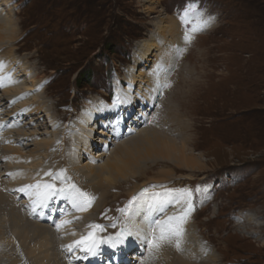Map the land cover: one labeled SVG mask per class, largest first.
<instances>
[{"label":"rangeland","instance_id":"obj_1","mask_svg":"<svg viewBox=\"0 0 264 264\" xmlns=\"http://www.w3.org/2000/svg\"><path fill=\"white\" fill-rule=\"evenodd\" d=\"M115 1L116 7L114 0H0V33L7 41L4 45L11 44L18 59H23L22 63L28 69L26 76L18 77V83L30 87L31 80L38 77L35 78L36 90L26 89L29 98L26 106L30 109L38 105L30 101L32 94H42L39 98L43 101L38 105L42 110L38 113L27 111L29 115H24L23 120L14 116L19 104L6 105L8 108L4 107L0 112V122L2 119H7V123L19 121V126L12 128L22 135L21 143L31 144L24 146L17 142L13 150L21 149L29 157L35 150L34 138L30 135L34 134L37 139L51 136L58 124L79 122L94 115L97 104L90 101L96 95L109 99L108 102L100 100L101 104L114 105L116 88L121 91L130 88L124 77L132 71L135 55L141 57V50L134 54L137 44L149 38L163 18L174 17L181 32L189 34L191 39L184 55L182 52L172 65L174 71L178 68L176 73L180 76L177 87L171 89L167 99L172 108L168 115L177 120L173 126L183 125L184 129L175 127L170 136L183 142L191 151L189 156L199 157L200 162L191 169L166 158L153 156L149 159L142 148L144 151H138L140 154L131 152L132 161L124 170L135 172H129L127 177H122L123 172L114 173L116 179L112 180L118 185L112 189L115 188L117 198L105 196L104 209L99 208L101 211L97 215L102 221L103 232L96 230L95 235L111 237L110 233L125 226L123 220H119L122 216L127 219L131 208L136 213L143 193L146 194L148 189L151 192L170 187L188 196L185 233H195L201 238L200 244L216 255H212L214 260L203 256L205 261L196 264H264V0H197L202 12L200 19L208 23L196 32H192L197 22L194 15H189L188 23H182L180 18L189 0ZM6 22H10L12 28L5 34L1 30ZM104 47L107 49L103 51ZM12 59L9 57L7 62ZM87 61L92 63L93 83L90 85L83 79L77 85V72ZM8 63L6 65L10 67ZM149 67L142 65L140 71L134 73L147 72L148 68L149 72L152 64ZM130 89L135 90V86ZM3 96L1 90L0 97ZM162 110L166 109L163 107ZM137 115L140 120L145 119L140 116V111ZM146 115L153 119L150 111H146ZM103 127L100 124L91 131L96 142L92 148L95 152L90 150L82 154L80 165L84 163L98 169L108 159L116 157L121 140L113 134L101 135L107 129ZM128 129L131 131L129 136L137 134L134 126ZM4 131L0 124V144H5V147L0 145L1 218L5 217L3 202L7 193H11L8 191L10 183L15 184V189L20 183L23 187L25 178L20 182L15 176L21 171L24 173L23 167L29 166L25 160L22 166L10 168L15 165L16 156L10 155L12 151L6 147L7 140L4 141L7 138L1 137ZM74 131L80 134L78 130ZM19 132L11 134L19 138ZM63 141L65 147L70 145L66 136ZM163 170L170 172L164 181L159 180ZM104 175L105 185L113 184L108 173ZM161 191L167 192L166 189ZM19 197L15 200L19 201ZM96 197L94 195L90 200ZM98 198L99 202L103 200ZM20 201L27 206V199ZM131 225H126V236L134 242L129 233ZM7 227L11 233L12 229ZM72 229L70 232L82 230ZM120 246L112 248L107 244V253L114 254L111 258L100 248L96 263H91L89 257L85 259L86 254L79 246L66 254L60 253L66 256L67 264H76L80 261L78 258L85 259L82 264H100V253L108 259H105L108 264L141 263L137 259L142 244L134 243L132 250ZM187 259L195 263L198 257Z\"/></svg>","mask_w":264,"mask_h":264},{"label":"bare ground","instance_id":"obj_2","mask_svg":"<svg viewBox=\"0 0 264 264\" xmlns=\"http://www.w3.org/2000/svg\"><path fill=\"white\" fill-rule=\"evenodd\" d=\"M176 20L177 19L174 17L166 16L157 24L155 31H153V34L150 35L149 38L142 40L139 45L137 44V49H135L134 54L135 52L139 53L137 50H141V57H136L135 55V63L132 67V71H129L124 77L127 86L130 88L135 86V90L129 88L121 91L116 88L114 105L101 104L100 100L107 102V97L101 96L98 93L99 95L94 96L96 98L90 101L93 105L97 104L93 112L95 113L94 115L91 114L89 118H84L83 120H79V122L75 120L65 125L58 124L55 133L53 132L54 134L51 136L48 135L43 138L38 137L39 139H37L34 137V134L30 135L34 138L32 145L33 149H35L31 156L27 157L24 155L21 149L14 148L13 150V146L15 147L17 142L21 143L20 139L22 135L17 129H13L16 125L19 126V121H17L18 123H13L9 120V123H7V119L1 120V127L5 129L3 134L1 133V137L7 138L4 139V141L7 140L6 144L8 145H6V147L9 152L10 150L12 151L10 155L13 154L16 156L15 165H11L10 168L22 166L25 160H27L29 164V166L23 167L24 173L21 171V174L18 173L15 177L20 179V182L24 180L21 178H25L24 181L26 183L23 184L24 186L53 184L57 189H64L65 192L63 195L52 197L45 205H40L35 195L36 189L27 188L25 192L18 194L20 192L18 189L22 187V184L20 183L15 189V184H12V182L10 183L8 191L11 190V193L8 192L6 199H4L6 201H2L5 203L3 212L5 217H0V264H65L67 262L66 256H62L61 253L66 254L69 251L64 246L71 245L74 241H78L82 237H87L90 232L93 233L95 237L104 238V234L95 235L96 230L103 232V227L101 225L102 221L100 222L97 215L104 209L105 196H117L114 189L118 184L113 183L116 181L112 180L116 179L114 173L123 172L122 177H127L131 172H135V170L132 169L131 171H127L128 169L124 170V167L132 161L130 158L131 152H140L142 148L145 150V155L149 159H153V156L154 158H166L177 165L185 164L191 169H194V166L199 164V157H190L189 154H191V151H189V148H187L183 142L179 143L170 136L175 132V127L176 129L183 128V125L173 126L177 120L171 115H168L172 108L168 106L169 102H167V99L170 97L171 89L176 86L177 78L180 76L176 73L178 68L176 70V67H174V71L172 65L176 62L178 56L181 57L180 54H182V52L184 55V49H186L189 41L185 39V35L181 32L182 28L177 25L178 23H176ZM3 25H5V27L1 32H5L6 34L7 31L12 28V24L6 22ZM14 31L12 30V33H14ZM3 35L4 34L0 33V62H3V67L0 68V76H4L6 79L4 81V86L0 87V91L3 90L4 92L3 98L0 97V112L4 107L8 108L6 105L14 106L15 104H19V108L14 110L18 115L16 113L13 115L21 117L20 119H22L24 115H29L27 113L29 110L37 113L42 110V107L38 106L43 103L39 98L40 95L42 97V94L31 95L32 98L30 101L33 100L32 104L36 103L38 105L30 107V109L26 106L29 102L26 89L29 88L30 90L31 88L32 91L36 90L37 85L35 84V78L38 77L31 80L32 83L30 87H22V83L21 85L18 83V77L26 76L28 69L25 68L24 63H22L24 60L18 59L17 53L14 52L12 45H4L7 41ZM12 39L13 38L10 40L12 41ZM3 49L6 51L3 52ZM9 57L13 59L8 63L7 60L9 61ZM182 62L183 59L179 63L182 65ZM7 63L11 66L8 67L6 65ZM151 64L152 68L148 72ZM142 65L149 67L147 72L143 70L136 75L134 72L140 71L139 68L142 67ZM36 76L38 75L36 74ZM139 96L142 99L139 98ZM139 100L141 102L137 105ZM90 103L88 106H91ZM140 105L145 107L140 108ZM163 107L166 109L165 111L162 110ZM139 111L140 116L145 118L144 120H140V118L137 117ZM146 111L151 112V118L153 117V119H148L149 117L146 115ZM112 123L115 125H111ZM100 124L107 127L106 131L103 130L101 132V135L113 134L116 139L119 138V140H121L116 149V157L108 159L105 163L100 165L98 169L97 167L85 166L84 163L80 165V162H83V160H81L82 154L93 150L92 148L96 142L94 143V137L90 133L95 129V126H99ZM132 126L137 128L135 130L137 134L129 136L131 131H128V128L130 127V129H132ZM139 126H143V128ZM74 130H78L80 134L76 133ZM16 132H19V138L13 136ZM65 136L69 139L68 142L70 143V145L66 147V143L63 141ZM75 143L78 145H73ZM21 144L24 146L31 145L24 142ZM0 145H4L3 147H5V144ZM74 147H76V149H73ZM92 152L95 151L93 150ZM139 152L137 154H140ZM91 156H96V153H91ZM18 157L19 159L17 160ZM142 163H140L139 166ZM57 170H60L61 173ZM105 173H108L107 177L111 179L110 182L113 184L105 185L102 181L104 178L103 176H106L104 175ZM167 174L170 175V172L163 170L161 174L162 177H160L159 180L168 178ZM64 176L67 179L64 178ZM64 179H66V181ZM70 185H75V188H70ZM112 186L115 188L112 189ZM162 189H166L167 192H162ZM162 189L158 191L153 190L151 192L148 189L146 194H148L149 197L143 193L142 198L140 197L141 200L138 203L136 213H133L131 208L127 214V219L125 215V219H123V216L121 217L122 219H119L123 220L125 226L119 227V229L109 235L115 238L117 233L123 232L125 234V242L120 247H123L124 250L125 248L132 250L134 243L142 244V246L144 245L143 248L140 246V249H138L141 253L139 259H137L141 262L139 264H196V262L201 263L205 261V257L203 256H210L212 259L214 256L216 257L214 253V256H212L213 254L209 252L210 249H206L208 247L200 244V237L195 233L187 235L184 231L187 222L184 214L187 207L186 203L188 201V196L177 189H170V187ZM76 190L86 193L87 196L79 197L74 201L73 194ZM149 193H151V195ZM19 195L21 197L18 199L21 200L22 198L23 200H28L27 206L21 203L20 200V202L15 200ZM94 195L97 197L90 200ZM98 196L103 198L101 202H99ZM116 198L112 200L115 201ZM170 214H172L171 217H183L182 223L179 221L169 222L183 229L182 236H170L168 239L164 240V242H161V247H152L145 241V237L151 240L153 234L159 235V228L155 226L153 221H168ZM65 221H70V223H64ZM129 223H132V225L129 226V233L132 234L134 242L132 239L129 240L126 236V225ZM57 225H59V227H57ZM95 225H99L101 228L93 227ZM7 226H10L9 228L12 229L11 233L8 232ZM72 228L82 230L76 232ZM71 229L73 232H70ZM178 240L179 248L177 247ZM144 241L146 243L143 244ZM197 243L199 244L198 247H196ZM100 248L102 252L103 250L106 252H104L106 257L108 255L110 258L114 256V254L107 253V244H100L97 252L100 251ZM204 251L207 252L204 254ZM136 253L132 255L135 256ZM104 254H99L100 264L102 259L108 260L104 257ZM196 255L198 260L194 261L195 263L187 259L191 258V256L196 257ZM93 257L89 256L90 261L91 263H96V256ZM78 260L80 261L76 264H82V261L85 262L83 258H78ZM106 260L102 261V264H108ZM114 260L118 261V259H113V261ZM116 264H118V262H116Z\"/></svg>","mask_w":264,"mask_h":264},{"label":"snow or ice","instance_id":"obj_3","mask_svg":"<svg viewBox=\"0 0 264 264\" xmlns=\"http://www.w3.org/2000/svg\"><path fill=\"white\" fill-rule=\"evenodd\" d=\"M194 15L196 17V25L192 28V32H196L201 30L205 27L208 23L207 20H202L200 17L202 16V12L199 9L197 0H189V3L184 8L183 12L181 13V21L182 23H188L189 15ZM185 39L190 40L191 36L186 33ZM3 67V62H0V68ZM4 76H0V87L4 86L5 81ZM9 175H12L9 173ZM27 188H34L36 189L35 195L37 197V202L40 205H45L49 199L56 195H63L65 190L64 189H57L53 184H46V185H26L18 191L25 192ZM70 188H75V185H70ZM87 196L86 193L76 192L73 194L74 201L79 197ZM94 199V198H93ZM135 199V198H134ZM171 221H179L180 223L183 222V217H169L168 221H155L153 222L157 228H159V235H152V239L148 240L145 237V241L149 243L152 247H159L160 242L168 239L170 236L181 237L183 234V229L180 228L178 225H173L169 222ZM64 223H70V221H65ZM59 227V225H57ZM95 228H101L99 225L93 226ZM151 227V225H150ZM125 242V234L123 232L117 233L116 237H106V238H98L93 235V233H89L87 237H82L81 240L74 241L73 244L64 246L68 249V251H72L74 247L79 246L80 250L83 251L86 255L84 256L87 259L89 256H96L97 249L99 248L100 244H109L112 248H116L119 245H122ZM177 247L179 248V240L177 241Z\"/></svg>","mask_w":264,"mask_h":264},{"label":"trees","instance_id":"obj_4","mask_svg":"<svg viewBox=\"0 0 264 264\" xmlns=\"http://www.w3.org/2000/svg\"><path fill=\"white\" fill-rule=\"evenodd\" d=\"M115 3V7H116V1L114 0ZM107 48L104 47L103 51L106 50ZM110 50V49H109ZM111 51V50H110ZM91 61H87L86 64L84 66H82L79 71L77 72V75L75 77L76 80V84L78 85L81 80H86V82H88L90 85L93 83V74L90 70L91 68ZM92 69V68H91ZM86 75V76H85Z\"/></svg>","mask_w":264,"mask_h":264}]
</instances>
